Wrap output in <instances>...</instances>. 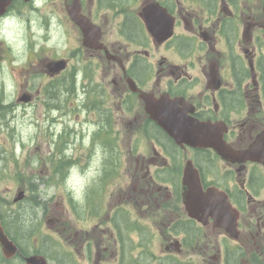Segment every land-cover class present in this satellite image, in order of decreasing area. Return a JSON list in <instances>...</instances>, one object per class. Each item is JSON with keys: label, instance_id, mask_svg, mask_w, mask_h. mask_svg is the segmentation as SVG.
I'll list each match as a JSON object with an SVG mask.
<instances>
[{"label": "flooded vegetation", "instance_id": "obj_1", "mask_svg": "<svg viewBox=\"0 0 264 264\" xmlns=\"http://www.w3.org/2000/svg\"><path fill=\"white\" fill-rule=\"evenodd\" d=\"M78 6L82 17L76 22L71 9ZM13 11L39 13L46 30L48 13H54L67 39L58 52L35 49L30 37L28 60L19 67L0 41V73L7 67L17 81L10 103L0 85V132L13 129L18 117L40 121L36 130L47 131L53 145L65 139L56 148L67 157H59L57 171L66 162L74 168L76 154L65 147L82 141L88 165L99 170L96 188L85 195L84 220L99 216L106 174L117 169L115 154L122 151L114 126L144 122L151 154L126 160L135 164L131 188L149 203L152 226L136 217L139 226L127 209L115 212L110 224L116 264H264V0H0V15ZM161 98L177 105L184 119L216 125L221 134L216 148L178 145L150 117L146 99ZM222 148L230 150L228 159L218 154ZM13 149L0 145V186H15L6 202L0 201L5 235L0 264H81L72 226L61 228L56 219L43 233L33 218L25 227L28 195L16 200V192L27 189L21 187L23 170ZM183 154L191 156L184 167ZM189 161L204 190L228 196L237 214V239L213 219L204 224L188 216L183 177ZM98 195L95 211L92 197ZM77 249L91 264H105L96 247ZM247 253L255 263L245 259Z\"/></svg>", "mask_w": 264, "mask_h": 264}, {"label": "rangeland", "instance_id": "obj_2", "mask_svg": "<svg viewBox=\"0 0 264 264\" xmlns=\"http://www.w3.org/2000/svg\"><path fill=\"white\" fill-rule=\"evenodd\" d=\"M30 122L35 128L39 127V123H41L40 121L35 122L32 119ZM143 124L144 122L139 121L130 125L123 123L114 126L118 132L122 153L116 152L115 154L117 169H113V173L108 171L106 174L107 185L101 192L98 210L99 216L86 220L83 219L85 211L82 203L85 204V195L88 189L94 187V181L99 177V170L94 166L88 165V154L80 147L82 141L73 139L76 147L72 144H70V147H65L68 148V153L76 154L71 163L74 168H78V174H76L74 168L71 170V166H65L61 171L55 169L59 157L63 159L67 158L66 150H62V152H57L56 150L57 147L63 144L65 139H59L53 145L52 138L48 136L49 133L47 131L39 133V130H36L34 134L29 135L27 142H23L20 140L15 127L9 129L7 132H0V145L15 147L13 151L16 153L23 170L24 185L21 187L27 189L28 209H31L33 212L37 209L36 207H42L39 215L36 214L34 217L39 223L35 227L40 226L43 228V233L50 232L52 223L49 221H55L56 219L61 221L57 223L61 228H66L69 225L72 226L74 249L81 264H91L83 256V250L77 249L79 245L85 244L96 247V254L101 257L105 264H116L118 247L111 238L112 225L110 224V218L119 208L131 211L133 216L132 213L130 214L134 221H136L134 218L137 217L142 224L149 222L147 220V216L150 215V210H147L149 203L141 202L144 196L131 188L135 186V164L133 162L132 165L129 160H126L127 157L136 158L140 155L151 154L152 145L143 131ZM112 136L115 142L113 133ZM8 152L12 151L8 149ZM8 155L14 157V154L8 153ZM120 155H122L121 165L119 163ZM188 159H191L190 154H183L181 156L182 167H184ZM34 161L36 162L35 166H33ZM34 180H38V183H34ZM13 188H15L13 184H3L0 186V201L2 203L6 202L8 189ZM15 195L17 196V192ZM98 197L99 195L97 197L93 196L92 199H95L97 202ZM45 208L48 212L44 214ZM64 218L68 220L67 223L62 222ZM41 220L43 222L40 225ZM116 222L117 218L114 220V225ZM140 222H137L139 226H141ZM120 225L125 229L121 223ZM149 226H152L151 222L145 225L146 228H149ZM161 228L163 232L164 227ZM132 231L133 229H130V234ZM195 243V240L190 242V244ZM160 246L161 243L158 240L156 242V254L159 257H161ZM232 253H236V250ZM135 255L138 256L139 254L135 253ZM245 259L250 261V263H255L254 260H251L248 253ZM261 260L263 261V256ZM196 261L201 263L202 259L197 257ZM241 263L242 260L238 262V264Z\"/></svg>", "mask_w": 264, "mask_h": 264}, {"label": "water", "instance_id": "obj_3", "mask_svg": "<svg viewBox=\"0 0 264 264\" xmlns=\"http://www.w3.org/2000/svg\"><path fill=\"white\" fill-rule=\"evenodd\" d=\"M71 15H74L76 22H78L82 17L80 7L72 8ZM146 102L151 119L168 133L178 145L187 144L194 148H216L220 143L221 134H216V125L184 119L177 105H172L164 100L146 99ZM166 114H168V118H166ZM218 154L223 159H228L231 152L229 149L222 148ZM22 196L23 193L21 192L19 198L21 199ZM183 199L189 217L204 224L213 219L231 237L238 238L237 214H233V207L228 196L214 188L204 190L198 170L192 161H189L185 167ZM0 232H2L1 225Z\"/></svg>", "mask_w": 264, "mask_h": 264}, {"label": "clouds", "instance_id": "obj_4", "mask_svg": "<svg viewBox=\"0 0 264 264\" xmlns=\"http://www.w3.org/2000/svg\"><path fill=\"white\" fill-rule=\"evenodd\" d=\"M37 7H41V5H37ZM48 20L49 27L46 30L42 23V17L37 12H31L27 16H22L14 11L0 15V41L10 49L13 66L19 67L27 62L30 37L35 44V49L44 46L54 48L59 52L66 47L67 38L64 26L58 21L54 13H48ZM45 36L48 39H44ZM0 85L3 86L6 94L5 101L10 103L15 96L17 81L7 67L0 73ZM16 111L19 113L20 109L17 108ZM27 111L31 113L32 109L28 108ZM13 123L20 140L23 142H27L29 135L36 132L35 126L30 122V116L18 117ZM35 163L34 161L33 166ZM33 182L38 183V180ZM34 211L39 215L41 210L35 209ZM22 219L25 227H29L33 220L32 210L26 208Z\"/></svg>", "mask_w": 264, "mask_h": 264}, {"label": "bare ground", "instance_id": "obj_5", "mask_svg": "<svg viewBox=\"0 0 264 264\" xmlns=\"http://www.w3.org/2000/svg\"><path fill=\"white\" fill-rule=\"evenodd\" d=\"M61 154V153H60ZM65 166H67L68 165V163L66 162L65 164H64ZM87 166V165H86ZM88 167V166H87ZM69 169V168H68ZM104 170V169H103ZM106 170V169H105ZM75 171V173L76 174H78V169H75L74 170ZM57 172V171H56ZM106 174V173H105ZM64 180H65V177H64ZM91 188V187H90ZM89 188V189H90ZM96 188V186L94 185V187L92 188L93 190ZM25 190V189H24ZM23 193V196H22V198L20 199L19 198V196H20V193ZM21 192H18L17 193V199L16 200H23V198H24V196L27 194V191L25 192V191H21ZM96 201H95V199H93V210H95V211H97L98 210V208H97V206H96ZM82 205L84 206V211H85V209H86V207H85V204H83L82 203ZM37 209H40L41 210V208L42 207H36ZM46 212H47V210H46V208L44 209ZM35 212L33 211L32 212V217L34 218V216H35ZM115 216V214L113 215V217ZM84 217H85V215H84ZM84 219V218H83ZM37 222V221H36ZM42 222H43V220H41V224H42ZM35 223V222H34ZM0 225H1V230H2V232H0V236H4L5 237V235H4V228H3V225H2V222H1V219H0ZM32 227H33V225H32ZM3 242V241H2ZM30 262H32L33 263V260H31ZM139 264H142V263H139Z\"/></svg>", "mask_w": 264, "mask_h": 264}]
</instances>
